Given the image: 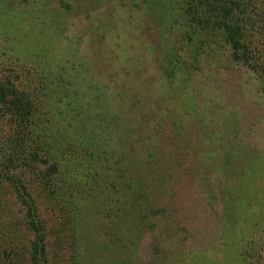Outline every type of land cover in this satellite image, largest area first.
Returning <instances> with one entry per match:
<instances>
[{"label": "rangeland", "instance_id": "rangeland-1", "mask_svg": "<svg viewBox=\"0 0 264 264\" xmlns=\"http://www.w3.org/2000/svg\"><path fill=\"white\" fill-rule=\"evenodd\" d=\"M35 2L54 9L48 14L50 29L42 23L45 10H30L25 0H0V79L14 76L42 110L48 120L44 126L55 139L53 152L66 161L64 179L77 183L84 174L92 179L99 166L83 157L95 144L98 150L111 146L114 162L105 171L111 180H118L131 163L142 179L149 177L141 187L150 198L138 204L130 195L119 201L114 185L108 186L112 211L103 210L96 218L100 241H107L115 214L125 215L129 231L123 236L133 239L139 264L164 259L167 264H264V217L259 218L264 215V10L254 11L255 65H250L235 60L229 47L224 50L211 37L193 58L180 0ZM69 2L74 3L71 11L56 9ZM103 22L113 33L101 35L103 42L95 45L94 27ZM100 57L120 70L108 69L106 60L98 68ZM83 70L104 82V88L80 89L79 83L73 91L70 82ZM127 79L140 88L138 106L156 110L145 128L156 145L152 174L144 168L148 154H132L133 144L123 153L109 134L124 126L109 116L115 109L127 113L133 102L114 108L107 97L114 93L117 98ZM72 92L75 96L69 98ZM101 125L106 132L102 136L108 134L105 142L104 137L85 136L84 128L100 132ZM10 133L5 126L1 136ZM121 188L127 190L126 184ZM44 203L43 208L53 206ZM156 205L157 213L150 210ZM46 213L51 225L59 224L63 215L60 209ZM69 251L66 246L51 248L52 261L70 264Z\"/></svg>", "mask_w": 264, "mask_h": 264}, {"label": "trees", "instance_id": "trees-1", "mask_svg": "<svg viewBox=\"0 0 264 264\" xmlns=\"http://www.w3.org/2000/svg\"><path fill=\"white\" fill-rule=\"evenodd\" d=\"M25 1L27 4L30 3V7L28 6L30 10H45L42 23L45 24V29H48L52 22L48 14L54 9L38 4L36 0ZM35 3L39 6H32ZM180 4V9L185 14L183 21L188 22L181 23L191 30L188 32V43L194 47L193 58H196L198 51L202 49L204 43L209 42L208 39L211 37L214 38L215 43H222L224 50L229 47L235 60L255 65L253 48L256 44V19L253 15L257 8L264 10V0H180ZM72 8L74 3L69 2L56 9L71 11ZM58 19H54L56 23ZM104 24L103 22L94 27L95 45L103 42L104 37L101 35L109 36L113 33L110 26ZM202 34L208 35V38L204 40ZM204 51L200 55H203ZM176 58L180 60L181 55L177 54ZM104 60H106L104 57L98 59V68L108 63L107 60L103 62ZM113 64L106 65L113 72L119 71L120 66H113ZM84 65L85 63L83 67ZM94 71L96 72L95 69ZM89 77L90 74H86L84 70L78 76L75 75L70 82L73 91L79 83H81L80 89L83 87L90 90L104 88L101 85L104 82L98 81L94 74L90 77L93 78L92 80ZM121 85L117 98L114 93L107 97V105L110 104L115 108L123 102L132 101L133 103L127 113L125 109H112L113 115L109 116L111 122L115 121L117 125L124 122V126L109 132L115 137L112 143L122 149L123 153L129 145L133 144L131 145L132 154H140L139 152L148 154L145 157L149 162H145L144 168L152 174L150 159L153 154H156V145L153 137L146 134L145 128H147V122L149 124L151 114L153 115L156 110L146 109L144 105L138 106L141 91L131 79L123 81ZM77 94L80 95L78 92ZM71 96H75V92H72L69 98ZM138 114H141L140 120L137 117ZM42 117L43 112L32 95L17 86L14 76H5L0 79V264H55L51 258V248L58 250L65 246L70 248V264H139L135 246L131 243L133 239L128 241L123 236L125 231H129L128 219H124L125 215L115 214L113 219L115 225L109 227L107 241H100L101 235L96 218L105 214L103 212L112 211V208L107 206V197L111 193L108 189L109 185H114L113 189L115 195L119 196V201L130 195L134 196L133 203L138 204L150 198L149 192L141 187V184L147 182L149 177L142 179L138 172H134L135 167L131 163L129 167L125 165L118 180H111L105 172L106 164L114 162L112 155L114 153L109 149L111 146H108L107 150L105 147L103 150H98V145L95 144L83 157L89 165L99 166L92 179L88 181L89 174L84 173L86 176L83 175L84 177L77 183L76 179L75 183L72 179H64L63 169L66 161L62 159V154H54L52 147L55 139L52 137L51 128L44 126L48 120L44 121ZM88 119L94 118L88 116ZM5 126L11 129L7 137L1 136ZM98 127L100 132L87 131V128H84L85 136L95 140L104 137L105 142L104 139L108 134L102 136L105 128L103 129L102 125ZM135 144H138L139 148ZM171 149H173L172 145ZM136 157L139 158V156ZM125 184L127 190L121 188ZM46 200L53 202V206L43 208ZM90 206L93 207L92 210ZM156 207L158 206H151L150 210L157 213L159 207ZM47 209L52 213H57V209L61 210L63 215L59 224L49 223ZM260 216L259 218L264 217L262 212ZM124 221L126 223L123 226L116 227ZM71 224L74 225L73 228ZM62 227L68 231L67 236L62 235L64 231ZM166 260L157 264H167ZM249 260L244 261L249 262Z\"/></svg>", "mask_w": 264, "mask_h": 264}]
</instances>
